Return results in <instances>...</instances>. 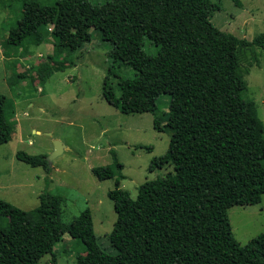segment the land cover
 I'll return each mask as SVG.
<instances>
[{
    "label": "trees",
    "instance_id": "16d2710c",
    "mask_svg": "<svg viewBox=\"0 0 264 264\" xmlns=\"http://www.w3.org/2000/svg\"><path fill=\"white\" fill-rule=\"evenodd\" d=\"M220 7L213 0L23 1L7 45L19 49L50 35L55 48L28 72L44 83L73 65L91 30H99L112 44L111 62L136 71L116 88L109 68L105 99L123 113H153L154 128L170 131L171 138L150 167L164 174L141 184L135 198L120 187L116 170L123 164L115 153L113 164L93 167L100 180L116 178L108 192L117 213L107 235L113 252L101 248L90 208L65 224V198L44 191L29 211L0 197V264H38L46 254L57 264L55 247L65 234L85 246L76 264H264V232L241 244L228 213L235 205L259 203L264 192V123L255 102L243 96L247 83L239 70L240 50L264 49V33L248 40L219 29L211 16ZM145 38L157 54L143 49ZM161 94L170 95L169 109L158 115ZM16 157L50 170L45 154L19 151Z\"/></svg>",
    "mask_w": 264,
    "mask_h": 264
},
{
    "label": "rangeland",
    "instance_id": "374dc122",
    "mask_svg": "<svg viewBox=\"0 0 264 264\" xmlns=\"http://www.w3.org/2000/svg\"><path fill=\"white\" fill-rule=\"evenodd\" d=\"M23 1L0 0V197L29 211L39 205L42 192L59 194L65 198L60 213L65 224L90 208L101 248L113 252L107 235L117 213L108 192L118 178L120 187L135 198L141 184L162 176L163 169L151 171L150 167L154 157L167 152L171 132L154 128L153 113H123L105 99L104 79L109 68L114 69L110 81L116 88L120 78H133L136 71L111 62L112 44L102 39L99 30H91L90 40L73 55V65L55 71L44 83L28 72L32 63L55 48L50 35L40 44L29 39L19 49L7 45ZM213 1L221 5L211 16L219 29L248 40L264 33V0ZM143 49L152 55L158 52L148 38ZM239 55V70L247 83L243 96L255 102L264 123V49L242 48ZM22 72L28 76L17 78ZM147 98L145 94L139 100ZM169 101V94L158 97V115L168 111ZM56 140L64 144L60 153H56ZM19 151L45 154L50 170L19 160ZM113 153L123 168H117L116 178L100 180L92 169L113 164ZM228 213L235 238L246 244L264 232V192L259 203L235 205ZM8 219L2 218V222L7 224ZM85 252L79 239L65 234L55 247L57 264H76L77 255ZM38 264H52V255H44Z\"/></svg>",
    "mask_w": 264,
    "mask_h": 264
},
{
    "label": "water",
    "instance_id": "95a60500",
    "mask_svg": "<svg viewBox=\"0 0 264 264\" xmlns=\"http://www.w3.org/2000/svg\"><path fill=\"white\" fill-rule=\"evenodd\" d=\"M55 147H56V153H60V152H62L63 151V149H64V144L61 142V141H59V140H56L55 141ZM50 159V158H49ZM47 160H48V158H47Z\"/></svg>",
    "mask_w": 264,
    "mask_h": 264
}]
</instances>
